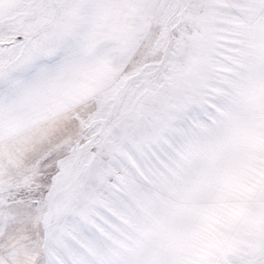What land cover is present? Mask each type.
<instances>
[{"label": "snow or ice", "instance_id": "1", "mask_svg": "<svg viewBox=\"0 0 264 264\" xmlns=\"http://www.w3.org/2000/svg\"><path fill=\"white\" fill-rule=\"evenodd\" d=\"M0 264H264V0H0Z\"/></svg>", "mask_w": 264, "mask_h": 264}]
</instances>
